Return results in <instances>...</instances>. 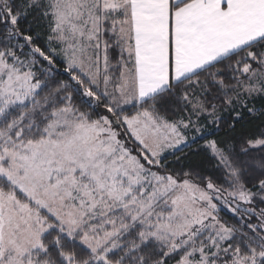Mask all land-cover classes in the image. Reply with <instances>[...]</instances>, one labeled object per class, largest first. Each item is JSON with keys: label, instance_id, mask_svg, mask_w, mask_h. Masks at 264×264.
<instances>
[{"label": "snow or ice", "instance_id": "1", "mask_svg": "<svg viewBox=\"0 0 264 264\" xmlns=\"http://www.w3.org/2000/svg\"><path fill=\"white\" fill-rule=\"evenodd\" d=\"M0 264H264V0H0Z\"/></svg>", "mask_w": 264, "mask_h": 264}]
</instances>
